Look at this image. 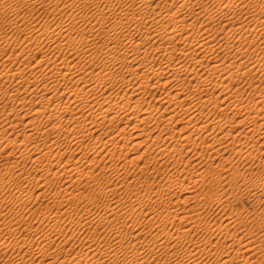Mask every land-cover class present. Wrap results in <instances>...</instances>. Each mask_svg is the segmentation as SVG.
Segmentation results:
<instances>
[{
  "label": "rangeland",
  "instance_id": "374dc122",
  "mask_svg": "<svg viewBox=\"0 0 264 264\" xmlns=\"http://www.w3.org/2000/svg\"><path fill=\"white\" fill-rule=\"evenodd\" d=\"M0 1L2 2L4 0H0ZM45 1H46L47 5H45L46 4ZM49 1H51V0H48V1L47 0H40V2H39V0L38 1L37 0H28V1H26V0H21V1L10 0V5L13 4V7H15V9L12 7L10 9V11L7 13H4L0 10V33L2 34V35L0 34V36H1L0 37V47H1V49H0V61L3 58L2 62L0 63V67L5 66L4 67L5 69L10 67V70L12 69L11 71L16 70V72H17V70L19 71V69H22V67H23L22 65H24V67L27 64L33 65V64H35L34 62H36L37 59L39 60V59H42L44 57H45V59H47V58H49V55L51 54L50 55L51 60H53L55 58H57L59 61L67 59L66 61H69L71 63L80 62V63H78L80 66L83 65V66L89 67L90 70H88L89 73L87 74V77H88L87 79L93 78L92 76L96 75V73L98 71L94 72V74H93L91 69L93 70L96 68V70L97 69L99 70V67L106 65L105 61L103 60L104 57L101 56L100 51L98 52L99 58L96 60L95 64H93L94 67H92L93 66L92 63L88 59L83 57L82 54H81V56H79V59H78V57H75L76 56L75 54H77V52H75L73 50H71L72 53L70 51L68 53L67 49H65V51L64 50H62V51L59 50V52L56 51L51 45H53L54 43H55L54 45H56V42L58 39L54 40V39L50 38L49 36H43L40 41H39V39H37L38 38V33H37L38 31H36L37 27H38V29H40L41 26L43 27V25H44V27L54 25L61 20H66V23H69V21H70L69 18L64 16L65 13H63V12L71 13V11H70L71 6L67 7V4L62 3L61 4L62 6H60V10L57 9L56 13H52L51 12L52 9L49 8V5H50ZM210 1H211V3H210ZM238 1L240 2L241 0H236L235 1L236 4H234L236 6L234 8H232V7L230 8L227 5H225L224 4L225 2L222 0L220 2H218V1L215 2V0H214V2H213V0H205V1H203V4H201L202 2H200V5L196 6V8L195 7L192 8L191 5L188 6L187 8H185L184 11L185 10H187V11L182 12V15L180 17L182 18V17L187 16L186 19L188 18L187 19L188 21L190 18H192V20L196 18L198 25L196 24V27L193 26L194 28L191 27L194 30H192L190 28L189 30L191 32L188 31V32H190L189 34L192 35V32H193L192 36H194V34H195L194 31H195L196 32L195 38H201L203 36V34H205V35L207 34L206 36H203L204 38L203 37L202 38L205 40H208L211 44L215 43L212 45H216L214 50L208 49V52H206V53H204L205 51H203V50L201 51V49L200 50L197 49V51L198 50L199 51L197 52L196 56H195V54H196L195 50H194L195 52H193V53L191 52L197 60H198V57L199 58L202 57L199 60H203L205 58L204 59L205 61L203 60L205 64L201 65L202 67L199 66L198 68H200L202 71H204V70H206L205 66L207 69H209L210 67H208V66L212 67L215 64L217 65V62H219L218 65H220L222 67V69L224 67L226 68V69H223V72H222V70L221 71L219 70L218 71L219 73L217 72L214 75V77L212 79L213 80L212 83H209L208 84L209 86L205 87V91L202 94L203 97L206 98V97L210 96V97L216 98L215 96L218 95L217 97H218V100L220 102H222L224 100L225 102L227 101V103H228V100H230L232 97H233L232 99H235L234 97H236V94H237V97H240V99L244 100V102L242 100L239 101L240 106L234 104V107H233V104H232L231 106L233 107V109L231 108V106H229V108H227V109L226 108L223 109L221 107L222 108V110H221V108H218V107L216 108L212 102H209L208 104H200L199 100L197 98L200 95V93L198 94L197 91H195L196 93L194 92V90L192 91L190 88V87H192L191 84L190 85L188 84L189 82L190 83H196L198 78L197 77L193 78L194 76L193 77L188 76V78L185 81H183V82L181 81L186 86L185 92H187L188 97H186L187 94L185 96V92H184L183 97H186V100L185 101H179L178 100L175 103V113L174 114H176V116L174 117V119H172L173 121L168 117V116H171L172 112L171 111L165 112V119H166L165 122L171 121V125L174 126V128L172 127L173 129L172 128L170 129L171 130L170 131L171 136L169 133V137H167V139H165V140L157 139V142H159L160 144H159V146L156 147L155 145L150 144V142L152 143V138L155 137L159 133V130H157V129L154 130L153 127L156 126L155 121H160L159 120L160 117L159 118L156 117V119L155 118L148 119V121L147 120L140 121L139 119L138 120L133 119L131 122H127L125 120H122L123 123H120L121 127H123L125 125V126H127V130L128 131L130 130L132 132H133V129H132L133 125L138 121L137 124L140 123V128H141V129L139 128L140 129L139 131L142 130V132H140V133H142L141 139L142 140H145L146 138H149V139H147L145 142H143V145H141L140 147L133 148V146L131 144V142L133 143L135 141V139H133V137H134V135H133V137L131 136L132 140H130V144H131L130 147L128 146L125 148L126 150H124L125 154L116 155V157L113 160L109 159V161H108V159H105V160L101 161V163L99 164V167H102L105 164L110 165L112 163H115L116 165H119V173L112 174L109 172L110 175L112 174V176H110L109 173L106 175L101 170V171L95 173V179H92L90 181V183L87 185H86V182H87L86 179L79 181L76 177L75 180H78L79 182L75 181L74 183L75 184L77 183L76 184L77 186H75L74 183L69 184V186L71 187V188L69 187L70 190L74 189L73 191H75L77 189L75 191L76 194H79V193L81 194V196H79L80 198L74 197L76 199L75 201L71 198H68L64 194H58V192L61 189L65 188L68 185V181H67L68 179L65 176H64V178L63 177L62 178L54 177L53 179H51L53 177V175L48 172L49 170H47L46 167H45L46 170L43 169L44 170L43 172L36 175L38 180H36V178H35L34 180H30L29 182H27V180L25 178L23 180L22 178L16 177V175H18V171H19L18 168L20 166L22 167L24 165L23 167H26V169L29 172H31L33 170L32 163L30 160H25L26 158L24 159L23 157H22V159L21 158L19 159L20 156L16 157V156L10 155V157L7 158L9 151L11 152L12 150L18 149L17 144L19 146V143L13 142L16 146L12 143L8 147L3 145L5 147V149H4L5 151L0 152V154H2V155H0V174H2L1 175L2 178H0V182H1L0 183V264H9V263L12 264L14 260H16L18 257L21 256V254H24L25 252L31 253L33 251V249H35L36 244H33L32 235L33 234L37 235L36 234L37 232L36 231L33 232L34 229L31 230L30 225L32 224V225L38 226L41 223L40 218L45 214H53L54 213L56 216L61 217V219L58 222H55V220H48V221L41 223V226H39V229L37 228L38 231L44 230L45 232L47 231L52 235L54 233L56 234V236H57L56 242L48 240L47 245L51 244L52 245L51 248L55 249L56 248L55 245L59 244L55 250H52L54 253L52 251H51V253H53L52 255L56 258L57 261H60L61 259L63 260L64 258L68 259V258L76 257L78 255V253H80L82 251V248L85 246L86 241H88L89 239H91L90 240V241H92L91 243H93L95 246L102 247V248L111 247V248L119 249L120 245L128 246L130 244L135 243L136 240L131 237L132 235L135 234V231L133 230L134 228H141L143 230L141 237L138 239L140 246H143V243L146 244L147 242H151V240L155 234H159V233H163V232H167V231L175 232L184 223H180L179 222L180 220L176 218L177 220L174 219L175 224H171L170 223L171 221L169 222L166 219V217L164 216V214L169 209H177V208L180 210L189 211V212H191V214H194V215L195 214L199 215V218L201 217V219H198V217L196 218L197 219L196 223L194 222L195 225L193 224L194 231H193L192 235L189 236L188 238L192 237L193 241L198 240L199 243L202 244V247L204 246L203 248H205V249H204V251H202L203 254H202V252H200L201 258L203 257L202 259L200 258V260H202V262L205 260L204 263H209V262L213 263L214 261L219 260L220 253L226 249H227L226 251H230L231 256L235 257L237 255L236 254L237 252L234 250L236 249L237 251H239L238 250L239 244H240V243H238L239 241H236L234 249L231 247L228 248L227 246H229L230 243L232 242L231 234H233V233L237 234L238 233V235L240 234L241 236L240 235L239 236L243 237V239H244V237H246L245 241L247 240L248 237H249L248 239H251V240L253 239V241H254L250 245L252 247V250L248 251L246 253V255L251 254V256L253 257V260H255L256 262H258L260 264H264V179H263L264 178V154H263L264 150H262V149H264V143L262 144L263 137L261 138V136L264 135L263 134L264 128L261 129L262 131H259V132H262L261 134L257 133L260 136V138L258 137L257 134L253 136L251 134V132H249V129H247L249 127L254 126L255 120H251V118L252 117L254 118V116H256L257 113L255 114V112H257L258 108L261 107V106H259L257 108L256 106H254L253 102H250V99H251L250 97L254 98L259 93L264 94V92H263L264 91V87H263L264 86V67H263L264 64H262L264 62V51H263L264 46H263V41H262V38L264 39V31H261V29H260V28H262V30H264V24L261 27L259 26V27L255 28L258 21L256 20L255 17L250 16V14L252 15L251 12L248 13V15H247L245 10H242L241 8L239 9V7L241 5L240 6L238 5V3H239ZM244 1H247V3L249 2V0H244ZM257 1L260 2L261 5H259V3H257ZM23 2L24 3L26 2V3L24 4ZM28 3L31 4V6ZM40 3H41V5H40ZM125 3H126V1H125ZM125 3H123L122 6H124ZM222 3L225 5L224 7L222 6ZM254 3L259 5L257 7L258 11H260V10L264 11L263 10V8H264L263 0H262V2H261V0H256V2L254 0ZM93 5L95 6L96 4L94 2H91V4H88V6L90 7L89 9L94 8ZM16 6L18 7L17 9H16ZM122 6H119L118 8H122ZM31 7H33V8H31ZM219 7H220V9H219ZM64 9H66L68 11H64ZM190 9H192V12L189 11L190 12L189 13L188 10H190ZM117 10H113L114 12H112V11L110 12V10H108L106 13L105 20H108L107 22H110V23L116 22L117 20L118 21H124V20H127V16H130V13L128 14L125 11L123 12V11H121V9H119V11H117ZM59 11H62V12H59ZM193 11H194V13H193ZM201 11L204 13H202ZM205 11L206 12L211 11L213 14V17H214V18L213 17L210 18L211 20L210 19L207 20L206 23H204L205 22L204 20L206 17ZM262 11H260V12H262ZM87 12H88V9L84 8L82 12H81V10L79 11V14L84 13V15H86ZM242 12H244V13H242ZM16 13H18V14H16ZM108 13H110V14H108ZM52 14L55 16H53ZM87 14H89V13H87ZM124 14L126 15L125 16L126 19L124 18ZM262 14H263L262 15L263 17L261 16V18H263V21H264V13H262ZM89 15H91V14H89ZM201 15L202 16L205 15V16H203L204 22L201 21V19L203 18V17H201ZM192 16H194V17H192ZM249 16L252 17V19L255 18L254 20H252V23L250 22L251 18ZM59 17H60V19H59ZM229 17H230V19H229ZM61 18H63V19H61ZM109 20H111V21H109ZM227 20H229V21H227ZM233 20H234V22H233ZM237 20H239V21H237ZM260 20H262V19H260ZM55 21H57V22L55 23ZM33 22L35 23L34 27L36 26V28H33V29L28 28L25 31V28L27 27L26 23H29V25L33 26ZM125 22H127V23L124 25L125 26L124 29L123 28L119 29L118 33L116 34L117 40L120 38H123L122 36H124L125 40L130 37V39H133L136 42H138L137 40L140 41L141 39L143 40V38H145V35H147V31L144 30V28H142L140 31L138 30V32H136L137 30L134 29L135 21H133L130 24L128 23L129 21H125ZM232 22H233V24H232ZM240 22H242V24ZM246 22H250V25L252 24V27L249 25V27L247 28L248 32L246 30H243L242 31L243 33H240V31L237 30V32L235 34H234V32L232 33V35L230 34V32L234 29L235 26L239 27L240 26L239 23L241 25H244ZM85 23H87V22H80L81 25L80 24H79L80 26L77 25L75 27V29L77 30V28H78V30H79V29H81L79 27L83 28ZM203 23L205 25V29H204ZM253 24H255V25H253ZM206 26H208L209 28ZM210 26H212V27H210ZM221 26H222L223 30H222ZM230 26H232V27L230 28ZM253 26H254V28H253ZM126 27H127V29H126ZM215 27H217V28H215ZM196 28H198V29H196ZM219 28H221V29H219ZM202 29H203V31H201ZM228 29H230V30L228 31ZM249 29H250V31H249ZM255 29H257V30H255ZM213 30H216V32ZM207 31L211 32V33H208ZM254 31H255V33L253 36L252 32H254ZM145 32H146V34H145ZM250 32H251V34H250ZM227 33H228V36L230 38L229 40H228V36L225 35ZM256 33L257 34L259 33V34L257 35ZM30 34H32V36ZM247 34H249V35L247 36ZM255 34L257 35L258 38L259 37L260 38L258 39ZM33 35L35 36V39H34ZM233 35H235V36H233ZM231 36H232V39H231ZM242 36H244V37H242ZM7 37L10 38L9 43L5 42ZM101 37L103 39V36H101ZM224 37L226 39H224ZM3 38H5V39H3ZM48 38H49V40H48ZM252 39H255V41H253L254 43L248 42L249 43V45H248L247 41H252ZM33 40L37 41V43ZM52 40H54V41H52ZM225 40H227L226 43H225ZM28 41L31 44L30 43L28 44ZM223 41H224V43H223ZM258 42H260V43H258ZM33 43H34V45H33ZM227 43H229L228 44L229 47H227ZM243 43H245V44L243 45ZM218 44H219V46H217ZM223 44H224V46H220ZM240 44H242V46H239ZM253 45L255 46V48L253 47ZM225 46L227 48H225ZM244 46H246V47L244 48ZM27 47H29V49H27ZM76 47L78 50L80 49L79 51L77 50L78 52H81L83 50V48H82L83 46L81 44L77 45ZM251 47L253 49H251ZM22 49H24L23 52H21ZM48 49H50V50H48ZM95 49H97V48H95ZM245 49H247V50H245ZM259 49H261V50H259ZM34 50L37 52H35ZM38 50L40 53L38 52ZM240 50H243V51H240ZM256 50H259L260 53L257 52ZM252 51H254V52H252ZM57 52H58V55H56ZM61 52H62V55H61ZM1 53H3V54H1ZM35 53H36V58L34 57ZM207 53H208V55H207ZM73 54H74V57L76 58V60L73 57ZM8 55H9V58H8ZM14 55H16L17 57H14ZM40 55H42V56H40ZM52 56L53 57L55 56V57L52 58ZM178 56L180 57L181 60L180 59L175 60L176 62L179 61V63H181V64L187 63V64H190V66H191V64H193L192 61L195 59V58L193 60L191 59V57H193L192 55H191V57L189 56L188 59H187V57H185V55L183 56V54L182 55L177 54V57ZM203 56H205V57H203ZM80 57L83 60L80 59ZM155 57L157 59H155ZM155 57H152V59H150L151 57L149 56L147 61L151 64H154V65L156 63L155 66H157V64L159 62H160L159 64H161V63L164 64L165 59H166L164 56L156 55ZM7 58H8V61H6ZM61 58H64V59H61ZM68 58L71 61L68 60ZM153 58L155 59V62H154ZM214 58H215V61H214ZM149 59L151 62L149 61ZM14 60L17 62H14ZM32 60H34V61H32ZM73 60H75V61H73ZM207 60H208V62H207ZM241 60H243V61L247 60L249 65H251L250 67H252L254 69L253 72H255V70H256V72H255L256 74L255 73L253 74V72H251L250 74L248 73V74H244V75L241 73H237V71H236L237 65H235V64H237ZM261 60H263V61H261ZM10 61L12 63L13 62L14 63L12 64ZM24 61H25V63H24ZM82 61L84 62V64H82L83 63ZM182 61H183V63H182ZM253 61H254V63H253ZM214 62H215V64H214ZM231 62H233V63L235 62V63L232 64ZM255 62H256V64H255ZM258 62L260 63L259 66L257 65V64H259ZM3 63H5V64H3ZM250 63H253V64H250ZM11 65H13V66H11ZM16 65L18 66V68ZM107 65H108V63H107ZM223 65H224V67H223ZM228 65H230V66H228ZM2 67L0 68V71L2 69H4ZM191 67H193V65ZM235 68H236V70H235ZM256 68H258L259 70ZM96 70H94V71H96ZM90 72H91V74H90ZM231 72L232 73L235 72L234 73L235 76L229 75V74H231ZM169 73L167 74V76L161 77L162 80H166V78H167L169 85H166L165 87H161L158 89H157V86H154L155 89L153 87H151V92L144 93L145 95L143 94L144 97L146 98V102L149 99H152V102L154 104H156L157 106H160V108L162 110L161 112H163V110L165 111V106L167 105V103L166 104L162 103V101H160L158 99H160L161 96H164L165 94H167V92L171 91L175 87V86L173 87L174 84L176 85L180 82V81L176 80L177 79L176 77L171 75V72H169ZM27 74H28V76L31 75L30 73H27ZM27 74H26V77L29 78L30 76L28 77ZM182 74H184V73H182ZM89 75H90V77H89ZM184 75H186V74H184ZM32 77H33V75H31L30 79ZM172 77H173V79L171 80ZM182 77H183V75L181 76V78ZM230 77H231V79H230ZM233 77H234V79H236V80H234V82H233ZM154 78L160 79V77H154ZM154 78L152 79V81L155 83L156 80ZM183 78H185V76ZM189 78H191V79H189ZM174 79L176 81H174ZM188 79H189V82H188ZM244 79H245V81H244ZM194 80H196V81H194ZM228 80H231L232 83H231V81H228ZM258 80H261V81H258ZM17 81L13 80V82H12L10 80V83L9 82H8V84L6 83L7 84L6 88L4 87V85H6V84H0V86L3 85V86H1L0 90L2 89L5 91L8 87V88H10V91L12 94V91H13L12 89L17 87L16 86ZM251 81L254 84H256V83L257 84L256 85L253 84L254 85L253 86L250 84V83H252ZM181 82H180V84H182ZM214 82H216V85ZM110 83H111V85H110ZM110 83L106 84L107 90H105V91H104V88H106V86H103V87H100L99 89H97V91H98L97 94L100 96L101 95L103 96V95H106L112 91H114V93L119 91V88L121 87L119 84L113 83L114 84V86H113L112 82H110ZM226 84H227V86L228 85H230V86L227 87ZM11 85H12V87H11ZM64 85H66V84H64ZM64 85H62L63 86L62 90H64V87H65ZM170 86H172V87H170ZM188 87L190 89H188ZM237 87H238V89H237ZM206 88H207V90H206ZM236 89L237 90L241 89L243 92L241 90L239 92ZM212 90H214L215 92ZM149 91H150V89H149ZM236 92H238L239 94ZM229 93H231V94H229ZM241 93L243 94L242 97L245 96L244 98H241ZM255 93L256 94L258 93V94L256 95ZM254 94H255V96H253ZM63 96L66 97L67 93H64ZM223 96H224V98L226 96L227 99H222ZM65 97H64V100L66 99ZM219 97H220V99H219ZM245 98L248 100L249 103L247 102V100ZM12 99H15V98L13 96L10 97L9 103L8 102H0V112L2 111L1 113H4V112L7 113L8 112L7 108H10L8 110H10V112H11L13 107H15L16 104H18L16 99L15 100H12ZM4 103H5V105H4ZM144 103H145V100H144ZM245 103L247 105L248 104L249 105L247 106ZM250 103H251V105H250ZM211 104H213V105H211ZM241 104H243V106ZM3 105L6 107V109H4L5 107ZM195 106H199V111L195 110V114H194L192 112V109H195ZM235 106H237V107H235ZM243 107L248 108V109L245 110V108H243ZM225 109H226V112H224ZM252 109L253 110L256 109V111L255 110L253 111ZM248 110H249V112H248ZM228 111H229L230 115L228 114ZM233 111L235 113H232ZM242 111H243V114H242ZM85 113H87V111L81 112L80 114H78L79 118L84 120V114ZM236 113H238L239 115ZM250 114H251V116H248ZM252 114L254 116H252ZM69 115H70V112L67 114V116H69ZM224 115H225V117H226V115L227 116H233L234 115V116H237V119L239 118V120H240V123L238 122L239 120L238 121L235 120L234 124H236V126H238V128L236 127L237 131L234 130V133L232 132V134L234 136L229 138V139L234 138L233 140H235V138H236L235 143H236L237 147H239L241 145L240 146L241 148L239 147V149L242 151L238 150L240 154L239 153L236 154L237 153L236 149L232 148L233 147L232 145L228 146L226 143L223 146L226 149L222 148V151L220 152V155H219V153H217V154H216V152L213 153L201 145H197V144L192 145V143H194L192 141V143L186 144L184 146V148H186V149L185 150L183 149L182 153H183L185 159L183 158L182 161H176L175 158H173L169 155L170 153L168 152V150L170 148L174 149L176 145L180 144V142H185L184 139L182 140V136H183V134H186V132L179 131L180 126H182V123H180L181 121H178V120L182 119V117L187 121L191 120L189 125L192 127L194 124H197V126H200L199 124H201V125L204 123L206 124L210 119H214V117L216 119H218V118L224 117ZM243 116L246 117V119L244 117L245 120L244 119L241 120V117L243 118ZM247 116L249 118H247ZM139 117H142V116L140 115ZM244 121L245 122L248 121V122L245 124ZM253 121H254V123H253ZM81 122H84V121H81ZM126 122H127V124H126ZM160 122L162 124L164 123L163 121H160ZM261 122L262 121L261 120L259 121V119H258L257 123L260 124ZM0 124L2 125V123H0ZM24 124L23 123L18 124V126H14L15 128L13 126H12L13 128L10 126V128H7L8 130H7L6 136H8L7 134H9V136H11L10 139H14V138L16 139L18 137L19 142H21L20 140H22L24 138L23 133L28 131L27 130L28 127L26 125L24 126ZM36 124H37L36 126L40 127L39 128L40 130L51 129V126H52V124H48L47 122L40 121V120H39V122L37 121ZM67 124H69V123L66 121V123H64V128L67 127ZM1 125H0V127H1ZM19 125H20V129H19ZM104 125H105V127H103ZM107 125H109L108 122H107ZM107 125L105 123V124L98 126L99 129L95 132V135H97L98 132H100V133L105 132L108 129ZM128 125H130V126L132 125V126L130 127ZM242 125H245V126H242ZM257 126L259 127V125H257ZM23 127H25V128H23ZM48 127H50V128H48ZM263 127H264V124H263ZM21 128L23 130H21ZM227 128H229V126L228 127L226 126V129ZM240 128L242 130H239ZM13 129H16V130H13ZM217 129H216V132H218ZM40 130L33 131L35 133V135L34 136L32 135L34 138L31 137L33 139V140L31 139V142H32V144H36V143L38 145L40 144L39 146L42 150H44L46 148L49 150H51V148H53V149L57 148L58 149V147L65 146L67 144L66 140H65L66 138H63L65 136L62 135L63 139L60 137L59 142L55 143L56 141H54V139H52V137H50V139H49V137H47L43 133L40 136ZM8 132H11V133H8ZM36 132L39 134H37ZM238 132H240V133H238ZM236 133H238V134H236ZM249 133H250V136H249ZM172 134H173V136H172ZM241 134H242V136H241ZM243 134H245V135L248 134L247 136H249V137L244 136ZM16 135H17V137H15ZM53 135H54V133H53ZM221 135L223 136V134H220V135L218 134L219 137ZM35 136H36V138H35ZM41 137H43V138H41ZM143 137H144V139H143ZM250 137H253V138L250 139ZM256 137H257V139H256ZM46 138H47V140H46ZM37 139L39 140V142ZM42 139H44V140H42ZM199 139L203 140V137L199 138ZM241 139L243 142L241 141ZM246 139L247 140L250 139L248 141L249 145L252 144V146H249L250 148L247 145ZM252 139L258 140L259 142H257V143H259V144L257 145V143H256L254 145V143L256 141H254ZM35 140H37V141H35ZM40 140H41V142H40ZM201 140H199V141H201ZM16 141H18V140H16ZM60 141L62 142V145H61ZM207 141L209 142V140H206V142L204 141L205 144L206 143L209 144ZM227 141L230 142L232 140H230V141L227 140ZM52 142H54V143H52ZM59 143H60V145H59ZM42 144H44V145H42ZM46 144H50V145H46ZM63 144H65V145H63ZM148 144H149V146H148ZM41 145L43 147H41ZM51 145H52V147H50ZM169 145H171L173 147H171ZM203 145H204V143H203ZM245 145H247V147ZM73 146L74 145H72V147L69 148V153H71V154L67 153L61 159H58V158L56 160L53 159L52 163H54V164H52V166L57 165L58 162L61 164H64V161L67 162L68 160H70L71 159L70 156H72V153L78 149V148H76L77 145H76V147L75 146L73 147ZM190 146L192 148L193 147L194 148L192 149ZM227 146H228V148H227ZM257 146L258 147L260 146L259 147L260 149ZM162 147L163 148L165 147L164 149L167 148L166 153L160 151V148H162ZM187 148H188V151H186ZM196 148H197V150L195 151ZM72 149H74V150H72ZM117 149L119 151V148H117ZM172 149H170V150H172ZM248 150H251V151L249 152ZM84 151H87V149L85 147H84ZM199 151H203L204 156L202 158L201 165L200 164L195 165L194 164V162L196 160L195 158H196V155L199 154ZM257 151H258V153H257ZM259 151H262V153ZM248 152L249 153L252 152V153L249 154ZM167 153H169V154H167ZM221 153L222 154L225 153V154L222 155ZM245 153H248L249 155H247ZM253 153H255V154H253ZM258 154H260V155H258ZM77 155L78 154H75L76 157L72 156L73 160L76 162H77V157H78ZM199 155H203V154L201 153ZM255 155H257V157ZM249 156H252L253 158L249 157ZM133 157H137V159L135 160L134 163L128 161L129 159H131ZM248 157H249V159H247ZM68 158H70V159H68ZM155 158L156 159L158 158L157 160L159 162L156 161ZM187 158L189 160L191 158H193L194 162L191 165L189 163L187 164V161H188V160H186ZM228 158L230 160H228ZM18 159H19L20 163H19ZM66 159H68V160H66ZM58 160H60V161H58ZM7 161H10V172L9 171L6 172L3 169L4 163ZM56 161H57V163H56ZM74 161H71V162L75 163ZM14 163L15 164L19 163L18 168H15V169L12 168V170L15 172L16 175L14 174L13 171H11V166ZM49 164L51 165V163H49ZM88 164H90V163L78 161L77 165L79 166L80 170H83V169L88 168V166H89ZM202 169L203 170L207 169V171L204 172V175L206 176V177H204L205 181L204 180L202 181L201 179L195 180V179H197L196 175H198ZM208 169L211 171H209ZM182 171H183V173H181ZM236 171H237V173H236ZM184 172L186 175H184ZM211 172H212V175H211ZM34 173L35 172L33 171L32 176L34 175ZM208 173L212 177H210V175ZM25 174H27V173H25ZM217 174L221 175L222 179H221V176L219 177ZM213 175H215L216 177L218 176L217 178H219V179H217V181H216V179H215L216 177L215 176L213 177ZM32 176H30V177L33 178ZM38 176L40 177V179ZM14 178H16V181ZM170 178L171 179L174 178V181L178 180L180 184H184L185 186L189 185L190 190L193 187L192 190L195 192L197 191L196 194L194 193L193 194L194 196L192 197V195H190L188 193H181L179 185H175L173 188L168 190L167 186H168V180ZM211 178L212 179L214 178L215 180L214 179L213 180L215 182ZM107 181H110L112 183V187L116 188L115 192H113V191L103 192L101 190V185L99 184V182L103 183V182H107ZM211 182L212 183L214 182L215 184L213 183L214 184L213 185ZM38 183L39 184L41 183V186H39ZM36 185H38V186H36ZM71 185L72 186L74 185V187H72ZM211 185H213V187L215 188L213 190V192L210 189ZM21 186L24 187L25 192L28 191V194H24L22 199L19 200L18 195H20V194L18 191H19V188ZM75 187H78V188H75ZM209 189L211 191H209ZM164 191L170 192V195L172 196V200L174 202L180 197H181V199L182 198L185 199L186 197L188 199L186 198L187 201L181 200V202L178 205H172L169 202L160 203L157 196H158V194H162ZM198 191L199 192L201 191V193L199 195L197 194V193H199ZM202 191L203 192L205 191L208 193L204 192L205 195H203ZM30 192L32 194L33 193H35V194H33L31 196ZM75 192H74V194H75ZM209 193L211 195H209ZM140 197L142 199H141V202L139 203ZM4 198H6V199L4 200ZM118 198H119V201H118ZM113 199H115V201H117V202L122 203L123 206H127L129 209L127 210V212H125L123 210H120L118 212H111L110 211L105 217H102V214L105 213L107 210L109 202H111V200L113 201ZM2 201H3V203H2ZM220 205L225 206V208L223 206H220ZM89 210H91L89 213V217L92 218L93 224H90L86 228V232L82 233L81 231L83 230V227L77 222L78 214H82V212L87 213V211H89ZM50 211L52 213H50ZM238 211H240V212L238 213ZM16 213L18 215H22L23 217L18 216ZM235 213H238V215ZM239 215H240V217H238ZM235 216H237L238 218L236 219ZM229 217H231V218H229ZM17 218L18 219L21 218L20 219L21 222L18 221ZM227 218H229L230 220ZM232 218H233V220H232ZM235 219L238 221H236ZM226 220H228L230 222L232 221L231 222L232 224L230 223L231 225L230 224L226 225L227 227L223 226L224 230H221L220 228H222V227L220 225H218V223L224 224V223H226ZM16 225H18L19 227ZM32 225H31V227H32ZM229 225L231 227H229ZM35 226H33L32 228H34ZM217 228H219V230ZM214 230L217 231V233ZM245 234L247 236H245ZM248 234H249V236H248ZM71 235L74 236V239H71L68 243L63 244L65 236H71ZM76 235H77V237H76ZM85 236L88 238H85ZM23 238H26L27 242L24 243L23 248L19 250L18 245L20 243L21 244L23 243V242H21V240ZM188 238L183 239V240H180L179 238L174 239L175 244L178 246L177 248H180L179 254L181 253V256H182V254L185 255V250H187L185 248L193 247L192 245L190 246L189 243H186V240ZM207 239H211V241H212L211 242V245H212L211 248L209 246L210 244H208L210 242H208ZM165 244L167 246H171L173 244V241H171V242L167 241V242H165ZM205 251L210 252V254H207L208 252L205 254ZM37 252H40V250ZM141 252H142V254H145L146 256H148L152 253L148 246L142 247ZM233 252H235V253H233ZM47 253L48 252H46V253L43 252V255L41 253H38V254H40L41 257H45V258L41 259V257L38 256L39 258L37 260L41 259L38 261L39 264L40 263L45 264V263L49 262V260H50L49 255L50 254L47 256L46 255ZM100 253L106 254L107 256H109L112 264H115V262H117V261L119 263H121L124 256H125V254H123L121 251H119L117 254H114V252H112L111 254H108L105 252H100ZM153 256L156 257V255H153ZM159 257H162V255H159L155 259V261L149 260V261H146L142 264H156V261L160 260ZM58 259H60V260H58ZM162 260L160 261L161 263H163ZM208 260H209V262H208Z\"/></svg>",
  "mask_w": 264,
  "mask_h": 264
},
{
  "label": "bare ground",
  "instance_id": "6f19581e",
  "mask_svg": "<svg viewBox=\"0 0 264 264\" xmlns=\"http://www.w3.org/2000/svg\"><path fill=\"white\" fill-rule=\"evenodd\" d=\"M19 1H21V0H19ZM26 1H28V0H26ZM125 1H126V3H125ZM203 1H205V0H51V1H49L50 2L49 3L50 4L49 8L52 9L51 10L52 13H56L57 9L60 10V6H62L61 5L62 3L67 4V7L71 6V10H70L71 13L63 12V13H65L64 16L69 18L70 21H69V23H66V20H61L59 22L55 21V23L56 22L57 23L54 24V25H50V26H46V27H44V25H43V27L41 26L40 29H38V27H37L36 31H38L37 32L38 33V38L37 37L36 38L39 39V41L42 39L43 36H49L50 38H52L54 40L58 39L57 42H56V45H54L55 43L53 44L54 46L51 45L56 51H58V52H59V50H61V51L64 50L65 51V49H67L68 53H69V51L71 52V50H73V51L77 52V54H75L76 55L75 57H78V59H79V56H81V54H82L83 57H85L86 59H88L92 63V65L95 64L96 60L99 58L98 52L100 51L101 56L104 57L103 60L105 61L106 65H103V66L101 65L103 68L98 66L99 70L98 69L96 70V68L93 69V70L91 69L93 74H94V72H97V71L98 72L96 73V75L92 76L93 78H90V79H87L88 78L87 74L89 73L88 70H90V69H89V67H86V66L82 65V64H84L83 61H82L83 63L81 62L82 66H80L78 64L80 62L71 63L69 61H66L67 59L59 61L57 58H55V59L51 60L50 59V55L51 54L49 55V58H47V59H45V57L42 58V59H39V60L37 59L38 60V61L36 60L37 63L34 62L35 64H33V65H28L27 64V65H25V67H24V65H22L23 66V67L21 66L22 69H19V71L17 70V72H16V70L15 71H11L12 69L10 70V67L5 69L4 68L5 66L4 67L1 66L4 69H2L0 71V84H6V83L8 84V82L10 83V80L12 82H13V80L14 81L18 80V81H17V85H16L17 87L12 89L13 90L12 94H11L10 88H8V87H7V89L5 91L2 90V89L0 90V102H8L9 103L10 102V97L13 96L17 100L18 104H16V106L13 107L11 112H10V110H8L10 108H7V111H8L7 113H5L4 111H3L4 113H1L2 111L0 112V123H2V125L0 124L1 125V127H0V152H4L5 151L4 150L5 147L3 145L8 147L9 145H11V143L12 144L19 143V146L17 144V148L18 149L16 148L17 150H12L11 152L9 151V153L7 155V158L10 157V155H13V156H16V157L20 156L19 159L20 158L22 159V157L24 159L26 158L25 160H30L31 161L32 168H33V170L31 172H29L26 169V167H23L24 165L22 167L20 166L18 168L19 163H20V161L18 159L19 163H16V164L14 163L11 166V171H13L12 168L13 169H15V168L19 169V171L17 170L18 171V175H16L15 172L13 171L14 174L16 175V177L22 178L23 180L25 178L27 180V182H29L30 180H34L35 178H36V180H38L36 175L41 173V172H43L44 171L43 169H45V167H46L47 170H49L48 172L53 175V177L51 179H53L54 177H56V178H58V177L62 178L63 177L64 178V176L68 179L67 180L68 181V185L65 188L61 189L58 192V194H64L68 198H71V199H73L75 201L76 200L75 198L76 197L78 198L79 196H81V194L80 193L76 194L75 191L77 189L75 191H73L74 189L70 190L71 187L69 186V184H73L75 181H78V180L82 181L83 179H86V181H87L86 185H87V184L90 183V181L92 179H95V173L99 172L101 170L106 175L109 172L112 173V174L119 173V165H116L115 163H112L110 165H106L105 164L102 167H99V164L101 163V161H103L105 159H108V161H109V159L113 160L116 157V155L125 154L124 153V150H126L125 148L128 147V146L130 147L131 144H132L133 148H138L141 145H143V142H145L147 139H149V138H146V137H145L146 138L145 140L141 139V134L142 133H140V132H142V130L139 131L141 128H140V123L137 124L138 121L133 125V128H132L133 132H132L130 130L128 131L127 130V126H125V125L123 127H121L120 123H123L122 120H125L127 122H131L133 119H137V120L139 119L140 121H144V120L148 121V119H153V118L156 119V117H158V118L160 117L159 120L163 121L164 123L162 124L160 121H155L156 122V126L153 127V128H154V130L155 129L159 130V133L155 137L152 138V143L150 142V144L155 145L156 147L159 146V144H160L159 142H157V139L165 140V139H167V137H169V133H170V136H171V132H170L171 130L170 129L172 127L174 128V126L171 125V121L165 122L166 121L165 112L166 111H171L172 112L171 116H168L171 120L174 119V117L176 116V114H174L175 113V103L178 100L179 101H185L186 97H188L187 92H185L186 86H185L184 83H182L183 81H185L188 78V76L189 77L190 76H192V77L194 76L193 78H196V77L198 78V80L196 79L197 80L196 83H190L189 79H191V78H189L188 79V82H189L188 84L189 85L191 84L192 87H190V88H191L192 91L194 90V92L197 91L198 94L200 93V95L197 97L200 104H208L209 102H212L216 108L217 107L218 108L222 107L223 109L224 108H226V109L229 108V106H231L232 104H233V107H234V104L240 106V102L239 101L242 100L244 102V100L240 99V97H237V94H236L237 98L234 97L235 99H232L233 97L231 96L232 98L230 100H228V103H227V101L225 102L224 100L222 102H220L218 100V97H217L218 95L215 96L217 99L213 98V97H210V96L204 98L203 95H202L203 92L205 91V87H208L209 86L208 84L212 83V81H213L212 79H213L214 75L219 70L220 71L222 70V72H223V69H226L224 67V65H223L224 68L222 69V67L220 65H218L219 62H217V65L214 62L215 65L212 64L213 65L212 67L208 66L207 65L208 63H207L206 65L208 67H210V68L207 69L206 66H205L206 70L202 71L198 67L203 65V64H205L204 63V61H205L204 59L205 58L203 59L204 61L203 60H199L202 57H200V58L198 57V60H197L192 54L193 52L196 51V54H195V56H196L197 52L200 49H201V51L203 50V51H205L204 53H206V52H208V49L214 50L215 46H216V45H212V44H215V43L211 44L208 40L203 39L204 38L203 36H206L207 34L206 35L203 34V36H202L203 38L202 37L201 38H195V35H196L195 31H194V33H195L194 36H192L193 32H192V35L189 34L191 32L189 29L191 27H193V26L196 27V24H197L196 18L193 19V20H192V18H190L191 20L189 19V21H188L187 20L188 18L186 19V17H187L186 15H185L186 17H182V18L180 17L182 15V12L187 11V10L184 11L185 8H187L190 5L192 6V8L193 7L196 8V6L200 5V2H202L201 4H203ZM217 1L220 2L221 0H217ZM217 1L215 0V2H217ZM222 1H224L225 2L224 4L227 5L230 8L231 7L234 8L236 6V5H234V4H236L235 3L236 0H222ZM39 2H40V0H39ZM91 2H94L96 5L95 6L93 5L94 8L89 9L90 7L88 6V4H91ZM213 2H214V0H213ZM255 2H256V0H255ZM261 2H262V0H261ZM45 3H46V1H45ZM123 3H125L124 6H122ZM210 3H211V1H210ZM257 3H259V5H261L260 2L257 1ZM263 3H264V0H263ZM224 4L222 3L223 7L225 6ZM11 5H10V0H8V1L4 0L2 2L0 1V10L2 12H4V13H7L13 7V4H11ZM29 5L31 6V4H29ZM40 5H41V3H40ZM45 5H47V3ZM238 5L239 6L241 5L239 7V9L241 8L242 10H245L247 15H248V13L251 12L252 15L250 14V16L256 18V20L258 22H257L255 28L259 27V26L261 27L264 24L263 18H261V16L263 15L262 13H264V11H262V10H260L262 12L258 11L257 7L259 5L254 3V0H251V1L249 0L248 3H247V1L241 0L238 3ZM119 6H122V8H118ZM13 8L15 9V7H13ZM17 8L18 7L16 6V9ZM31 8H33V7H31ZM84 8L88 9L87 13H89L91 15H89L87 13H86V15H84V13H82V14L80 13L81 14L80 15L79 11L81 10V12H82ZM119 9H121V11H123V12L125 11L128 14L130 13V16H127V20H124V21H118L117 20L116 22H111V23L107 22L108 20H105L106 13H107L108 10H110V12L111 11L114 12L113 10L119 11ZM219 9H220V7H219ZM263 10H264V8H263ZM64 11H68V10L64 9ZM189 11L192 12V9L188 10V12ZM59 12H62V11H59ZM193 13H194V11H193ZM202 13H204V12H202ZM242 13H244V12H242ZM16 14H18V13H16ZM108 14H110V13H108ZM125 14H124V18L126 16ZM205 15H206V17H205V20H204L203 16H205ZM205 15H203V16L201 15V17H203V18L202 19L200 18L201 21H203V20L205 21V22L203 21L204 23H206L207 20H209L210 18L213 17V14H212L211 11L210 12H206ZM53 16H55V15H53ZM192 17H194V16H192ZM252 17H250L251 21L249 20L251 23H252V20L255 19V18L252 19ZM59 19H60V17H59ZM61 19H63V18H61ZM229 19H230V17H229ZM260 19H262V20H260ZM239 20H237V21H239ZM109 21H111V20H109ZM125 21H129L128 22L129 24L132 23L133 21H135L134 29L137 30V31L135 30L136 32H138V30L140 31L142 28H144V30L147 31V35H145V38H143V40L141 39L142 41L141 40L140 41L137 40L138 42H136L135 40L130 39V37L125 40L124 36H122L123 38H120V39L117 40L116 39L117 38L116 34L118 33L119 29H122V28L124 29V27H125L124 25L127 23ZM227 21H229V20H227ZM80 22H87V23L84 24L83 28L79 27L81 29L78 30V28H77V30H76L75 27L77 25H79ZM233 22H234V20H233ZM233 22H232V24H233ZM250 22H246L244 25H241L242 22H240L241 24L239 23V25H240L239 27H236V26L234 27L233 26L234 29L230 32V34L232 35L233 32L235 34L237 32V30H239L240 33H243L242 32L243 30L247 31L248 30L247 28L249 27ZM29 23H26L27 27L25 28V31L28 28H32V29L36 28V26L34 27V24H35L34 22H33V26L29 25ZM204 23H203V26H204V29H205ZM253 25H255V24H253ZM250 26L252 27V24ZM206 27H208V26H206ZM210 27H212V26H210ZM231 27L232 26H230V28ZM215 28H217V27H215ZM221 28H222V26H221ZM221 28H219V29H221ZM253 28H254V26H253ZM126 29H127V27H126ZM196 29H198V28H196ZM260 29H261V31H264V30H262V28H260ZM192 30H194V29H192ZM216 30H213V31L216 32ZM222 30H223V28H222ZM229 30L230 29H228V31ZM255 30H257V29H255ZM188 31H190V32H188ZM201 31H203V29ZM249 31H250V29H249ZM208 33H211V32H208ZM252 33H253V36H254L255 31L252 32ZM145 34H146V32H145ZM250 34H251V32H250ZM30 35L32 36V34H30ZM225 35L228 36V33L225 34ZM248 35L249 34H247V36ZM257 35H256V37H257ZM101 36H103V39H102ZM233 36H235V35H233ZM244 36H242V37H244ZM3 39H5V38H3ZM34 39H35V36H34ZM224 39H226V38L224 37ZM229 39L230 38L228 36V40ZM231 39H232V36H231ZM48 40H49V38H48ZM54 40H52V41H54ZM29 41H28V44L30 43ZM33 41H35V40H33ZM226 41L227 40H225V43H226ZM253 41H255V39H252V41H247V43L248 42L251 43ZM262 41H263V46H264V39L263 38H262ZM5 42L9 43L10 42V38L7 37ZM35 42L37 43V41H35ZM223 43H224V41H223ZM245 43H243V45ZM258 43H260V42H258ZM80 44L83 46L82 47L83 50L81 52H78L80 49L78 50L76 46L80 45ZM228 44L229 43H227V47H229ZM33 45H34V43H33ZM248 45H249V43H248ZM217 46H219V44ZM220 46H224V44L220 45ZM239 46H242V44H240ZM227 47L225 46V48H227ZM245 47L246 46H244V48ZM253 47L255 48L254 45H253ZM95 48H97V49H95ZM0 49H1V47H0ZM24 49H22L21 52H23ZM27 49H29V47H27ZM197 49H199V50L197 51ZM251 49H253V48L251 47ZM48 50H50V49H48ZM243 50H240V51H243ZM245 50H247V49H245ZM259 50H261V49H259ZM259 50H256V51L259 52ZM35 52H37V51H35ZM38 52H39V50H38ZM58 52H57L56 55H58ZM252 52H254V51H252ZM1 54H3V53H1ZM177 54H181V55L183 54V56L185 55V57H187V59L189 58V56L191 57V55H192L193 57H191V59L192 60L194 58L196 59V60L194 59L192 61L193 64H191V66L193 65V67H191L190 64H187V63L186 64H181V63H179V61L176 62L175 60L180 59V57H179L180 55L178 56L179 57L178 58ZM61 55H62V52H61ZM156 55L164 56L166 58L165 59L166 63L164 62V64L163 63L159 64L160 63L159 62L158 63L159 65L157 64V66H155L156 63L154 65V64H151V63H149L147 61L149 56L151 57L150 59H152V57H155ZM207 55H208V53H207ZM40 56H42V55H40ZM14 57H17V56L14 55ZM34 57L36 58V53H35ZM54 57L52 56V58H54ZM73 57H74V54H73ZM203 57H205V56H203ZM8 58H9V55H8ZM8 58H7L6 61H8ZM64 58H61V59H64ZM80 59H82V58L80 57ZM150 59H149V61H150ZM155 59H157V58L155 57ZM155 59L153 58L154 62H155ZM2 60H3V58H2ZM2 60L0 61V63L2 62ZM15 60H14V62H17ZM68 60H70V59L68 58ZM75 60H76V58H75ZM75 60H73V61H75ZM25 61H24V63H25ZM32 61H34V60H32ZM214 61H215V58H214ZM261 61H263V60H261ZM207 62H208V60H207ZM256 62H255V64H256ZM107 63H108V65H107ZM182 63H183V61H182ZM231 63L234 64L235 62L234 63L231 62ZM253 63H254V61H253ZM253 63H250V64H253ZM3 64H5V63H3ZM262 64H264V62ZM235 65H237V67H236L237 70L235 68L237 73H241L243 75L244 74H248V73L250 74L251 72L254 71V69L252 67H250L251 65H249L247 60L246 61L241 60ZM257 65L259 66L260 63L257 64ZM11 66H13V65H11ZM228 66H230V65H228ZM92 67H94V65ZM17 68H18V66H17ZM256 69H258V68H256ZM94 70H96V71H94ZM169 72H171L172 76L177 78L176 80H178L180 82L182 81L181 82L182 84H180V82L178 84H176V85L174 84L173 87L174 86L175 87L173 89L171 88L172 89L171 91L167 92V94H165L164 96H161L160 99H158V100L162 101V103H165V104L167 103V105L165 106V111L163 110V112H161L162 110H161L160 106H157L156 104H154L152 102V99H149L146 102V98L144 97V95H145L144 93L151 92V87L154 88V86H157V89H158V88H161V87H165L166 85H169L167 78H166V80H162V78H161V77L167 76V74ZM255 72H256V70H255ZM255 72H253V74ZM27 73H30L31 75H33V77L30 79L31 75H29L30 76L29 77ZM182 73L186 74L187 76L182 74ZM234 73L231 72V74H229V75L235 76ZM26 74H27V76L29 78L26 77ZM90 74H91V72H90ZM182 75H183V77L185 76V78H183V77L181 78ZM89 77H90V75H89ZM154 77H160V79L157 78L158 79L157 80ZM153 78L156 80L155 83L152 81ZM172 79H173V77L171 78V80ZM230 79H231V77H230ZM176 80L174 79V81H176ZM196 80H194V81H196ZM234 80H236V79H234V77H233V82H234ZM228 81H231V80H228ZM244 81H245V79H244ZM258 81H261V80H258ZM110 82H112V84L113 83L119 84L121 86L120 87L121 89L119 88V91H117L115 93H114V91H112V92H110V93H108L106 95H103V96L102 95L101 96L98 95L97 94V92H98L97 89H99L100 87L106 86V88H104V91L107 90V85L106 84L107 83L109 84ZM214 83L216 85V82H214ZM231 83H232V81H231ZM7 84L4 85L5 88H6ZM64 84H66V85H64ZM250 84L253 85L254 83L252 82ZM256 84H254V85H256ZM62 85L65 86L64 90H62V88H63ZM110 85H111V83H110ZM1 86H3V85H1ZM1 86H0V88H1ZM113 86H114V84H113ZM226 86H227V84H226ZM229 86L230 85H228L227 87H229ZM11 87H12V85H11ZM170 87H172V86H170ZM190 88L188 87V89H190ZM149 89H150V91H149ZM237 89H238V87H237ZM206 90H207V88H206ZM240 90H237V91L240 92ZM212 91H214V90H212ZM184 92H185V96L187 94L186 97H183L184 96L183 95ZM64 93H67L66 97L63 96ZM236 93H238V92H236ZM229 94H231V93H229ZM255 94L253 96H255ZM242 95L243 94L241 93V98H244L245 96L242 97ZM64 97L66 98L65 100H64ZM250 98H251L250 102H253L254 106H256L257 108L259 106H261V107L258 108L257 112H255V114L257 113L256 116H254L252 114V116H254V118L252 117L251 120H255L254 126L252 125L253 127L247 128V129H249V132H251V134L254 136L257 133L261 134L262 132H259V131H262L261 129L264 128L263 127V124H264V107H263L264 106V94L259 93L254 98H252V97H250ZM15 99H12V100H15ZM219 99H220V97H219ZM222 99H227V97L225 96V98H224V96H223ZM144 100H145V103H144ZM247 102H248V100H247ZM213 104H211V105H213ZM243 104H241V105L243 106ZM4 105H5V103H4ZM250 105H251V103H250ZM171 106L172 107L174 106V107L172 108ZM233 107L231 106L232 109H233ZM235 107H237V106H235ZM222 108H221V110H222ZM243 108H245V107H243ZM4 109H6V107ZM226 109H225L224 112H226ZM247 109L248 108H245V110H247ZM195 110L199 111V106H195V109H192V112L194 114H195ZM254 110L256 111V109H254ZM85 111H87V113L84 114V120H82V119L79 118L78 114H80L81 112H85ZM69 112H70V115L67 116V114ZM248 112H249V110H248ZM232 113H235V112L233 111ZM238 113H236V114H238ZM228 114H229V111H228ZM242 114H243V111H242ZM140 115L142 117H139ZM248 116H251V114L248 115ZM248 116H247V118H249ZM244 117L245 116H243V118L241 117V120L244 119ZM245 119H246V117H245ZM258 119H259V121L260 120L262 121L260 124L257 123ZM39 120L40 121H45L48 124H52L51 129H47V130L46 129L45 130L42 129V130H40L39 129L40 127L36 126L37 125L36 123H37V121L39 122ZM184 120L185 119L182 117V119H180L178 121H181L180 123H182V126H180V130L179 131L186 132V134H183V136H182V140L184 139L185 142H180V144H178V145L175 144L176 146H175L174 149L170 148L172 150H170V149L168 150V152L170 154L167 153L171 157L175 158L176 161H182V159L184 158L182 150L183 149L185 150L186 148H184V146L186 144L192 143V141L194 142V143H192V145L193 144L201 145V146L205 147L207 150H210L213 153L214 152H216V154L219 153V155H220V152L222 151V148H224L223 146H224L225 143L228 146L232 145L233 146L232 148H235L236 151H237L236 154H238L239 151H242V150L239 149V147L241 145L239 147H237V145L235 143L236 138H235V140H233L234 138L233 139H229L230 137L234 136L232 134V132L234 133V130H236V127L238 128V126H236V124H234L235 120H237V121L239 120V118L237 119V116H234V115L233 116H227L226 115V117H225V115H224V117H221V118H218V119H216L214 117V119H210L206 124L205 123L202 124V125L199 124L200 126H197V124H194L192 127L189 125L191 120H188V121L187 120L184 121ZM66 121L69 124H67V127L64 128V123H66ZM81 121H84V122H81ZM107 122H108L109 125H107ZM127 122H126V124H127ZM238 122L240 123V120ZM247 122H245V124ZM22 123L23 124L25 123L24 126L26 125L28 127V129H27L28 131L23 133L24 138L23 139L21 138L22 139V140H20L21 142H19V138L17 137V135L15 136V137H17L16 139L15 138L14 139H10L11 136H9V134H7L8 136H6V133H7V130H8L7 128H10V126L11 127L12 126L13 127L14 126H18V124H22ZM105 123L108 126V129L105 132H103V133L98 132V134L95 135V132L99 129L98 126H100L102 124H105ZM253 123H254V121H253ZM257 125H259L260 128ZM128 126H130V125H128ZM226 126L227 127L229 126V128L226 129ZM242 126H245V125H242ZM103 127H105V125ZM23 128H25V127H23ZM48 128H50V127H48ZM241 128L239 130H242ZM19 129H20V125H19ZM216 129L218 130V132H216ZM13 130H16V129H13ZM21 130H23V129L21 128ZM38 130H40V136L43 133L47 137H49V139H50V137H52V139H54V141H56L55 143L59 142L60 137L62 138V135H63V136H65L63 138H66L65 140H66L67 144L66 145L63 144L65 146L58 147V149L57 148L56 149L51 148V150H49V149L46 148V149L42 150L40 148V146H39L40 144L39 145L37 143L36 144H32V142H31V139H32L31 137H33L35 135V133L33 131H38ZM8 133H11V132H8ZM53 133H54V135H53ZM238 133H240V132H238ZM238 133H236V134H238ZM37 134H39V133H37ZM218 134L219 135L223 134V136L221 135L222 137L221 136L219 137ZM133 135H134V137H133ZM243 135L247 136L248 134L247 135L243 134ZM131 136L133 137V139H135V141L133 143L131 142V144H130V140H132ZM172 136H173V134H172ZM241 136H242V134H241ZM249 136H250V133H249ZM249 136H247V137H249ZM202 137H203V140L199 139V138H202ZM258 137L260 138L259 135H258ZM262 137H263V139H262L263 142L262 141L261 142L263 144L264 143V135H262L261 138ZM35 138H36V136H35ZM41 138H43V137H41ZM251 138H253V137H250V139ZM44 139H42V140H44ZM143 139H144V137H143ZM198 139L201 140V141H199ZM250 139H248V140L246 139L248 147L252 146V144H250V145L248 144V141ZM256 139H257V137H256ZM256 139L255 140L252 139V140L256 141L254 143V145L257 142H259ZM16 140H18V141H16ZM37 140H35V141H37ZM46 140H47V138H46ZM206 140H209V142L207 141L209 144H207V143L205 144ZM227 140H229V141L232 140V141L228 142ZM241 141H242V139H241ZM38 142H39V140H38ZM40 142H41V140H40ZM52 143H54V142H52ZM203 143H204V145H203ZM258 144L259 143H257V145ZM42 145H44V144H42ZM42 145H41V147H43ZM46 145H50V144H46ZM59 145H60V143H59ZM61 145H62V142H61ZM72 145H74L75 147L77 145L76 148H78L77 150H75L76 152L74 151L72 153L73 157L75 156V154H78L77 155L78 156L77 157V162L73 160L72 156H70V158L72 160L70 158H68L70 160L66 159L68 161L67 162L64 161V164H61V163L58 162L57 165H53L52 166V164H54V163H52L53 162L52 160L53 159L56 160L57 158L58 159L63 158L67 153H69V148L72 147ZM247 145H245V146L247 147ZM148 146H149V144H148ZM169 146H171V145H169ZM228 146H227V148H228ZM50 147H52V145ZM84 147L87 149V151H84ZM171 147H173V146H171ZM117 148H119V151H118ZM164 148L163 147L160 148V151L166 153L167 148L166 149H164ZM224 149H226V148H224ZM72 150H74V149H72ZM196 150H197V148L195 149V151ZM262 150H264V149H262ZM186 151H188V148H187ZM248 151L250 152L251 150H248ZM259 152L262 153V151H259ZM201 153L203 155H199ZM248 153H245V154L249 155L252 152L249 153V154ZM257 153H258V151H257ZM69 154H71V153H69ZM199 154L196 155L195 162H194L193 158H191L192 160L191 159L189 160L187 158L186 159V160H188L187 164L189 163L191 165L194 162L195 165L196 164H200L201 165L202 158L204 156V152L203 151H199ZM224 154H222V155H224ZM253 154H255V153H253ZM260 154H258V155H260ZM0 155H2V154H0ZM255 156L257 157V155H255ZM249 157H252V156H249ZM249 157L247 159H249ZM136 159H137V157H133V158L129 159L128 161L134 163ZM157 159L155 158L156 161H158ZM228 160H230V159L228 158ZM58 161H60V160H58ZM71 161H74L75 163H72ZM78 161L88 162L90 164H88L89 165L88 168L80 170L79 166L77 165ZM48 162L51 163V165ZM56 163H57V161H56ZM3 169L6 172L7 171L10 172V161H7V162L4 163ZM33 171L35 173L32 176V172ZM205 171H207V169L206 170L202 169L201 172H199V174L196 175L197 179H195V180L201 179L203 181L204 177H206L204 175ZM209 171H211V170H209ZM25 173H27V174H25ZM110 173H109V175H110ZM181 173H183V171ZM236 173H237V171H236ZM112 174L110 176H112ZM1 175L2 174H0V178H2ZM184 175H186L185 172H184ZM211 175H212V172H211ZM211 175H210V177H212ZM30 176H32L33 178H31ZM214 176L215 175H213V177ZM218 176L220 177L221 175H218ZM76 177H77L78 180H75ZM217 177L215 178L216 181H217V179H219ZM14 179L16 181V178H14ZM39 179H40V177H39ZM221 179H222V176H221ZM41 183L40 184L38 183L39 186H41ZM76 184H75V186H77ZM99 184L101 185V190L103 192H107V191L108 192L109 191L110 192L111 191L115 192L116 191L115 190L116 188L112 187V183L110 181L103 182V183L99 182ZM175 185H179L181 193H188V194L192 195V197L194 196L193 194L194 193L196 194V192H197V191L195 192V191L192 190L193 187L190 190V186L189 185L185 186L184 184H180L178 180L174 181V178L173 179L170 178L168 180V186H167L168 190L173 188ZM213 185H211V188H210L212 190V192L215 189L213 187ZM36 186H38V185H36ZM72 187H74V185ZM75 188H78V187H75ZM210 189H209V191H211ZM18 192L20 194V195H18L19 200L22 199L24 194H28V191L25 192V189L22 186L19 188ZM74 192H75V194H74ZM204 192L202 191L203 195H205ZM200 193H201V191L199 193H197V194L199 195ZM205 193H208V192H205ZM210 193H209V195L212 194V193L211 194ZM33 194H35V193H33ZM33 194L30 192L31 196ZM157 198L159 199L160 203L169 202L172 205H178L181 202V200H186L187 201V199H188L187 197H186L187 199L186 198L185 199H183V198L181 199V197H180L174 202L172 200V196L170 195L169 191H164L162 194H158ZM5 199L6 198H4V200ZM141 199L142 198L140 197L139 203L141 202ZM118 201H119V198H118ZM2 203H3V201H2ZM220 206H223V205H220ZM223 207L225 208V206H223ZM128 209L129 208L127 206H123L122 203L117 202V201H115V199H113V201L111 200V202H109L107 210H106L105 213L102 214V217H105L110 211L111 212H118L120 210H123V211L127 212ZM51 211H50V213H52ZM90 211L91 210L87 211V213L82 212V214H78L79 212L77 213L78 214L77 222L83 227V230L81 231L82 233L86 232V228L90 224H93L92 218L89 217ZM239 212L240 211H238V213ZM238 213H235V214L238 215ZM53 214H45V215H43L40 218L41 223H43L45 221H48V220H55V222H58L61 219L60 216H56L55 214L54 215ZM18 216L23 217L22 215H18ZM164 216L166 217V219L169 222L171 221L170 222L171 224H175L174 219L175 220L179 219L180 220L179 222L180 223H184V224L182 226H180L179 229H177V231H175V232L167 231V232L155 234L153 236L151 242H147L146 244H144L142 242L143 246H140L139 242H138V239L141 237V235L143 233V230L141 228H134L133 229L135 231V234L132 235L131 237L136 240L135 243L130 244L128 246L120 245L119 249L111 248V247H105V248L98 247V246H95L93 243H91L92 241H90L91 239H89L88 241H86L85 246L82 248V251L80 253H78V255L76 257L68 258V259L64 258L63 260L62 259L61 260L58 259L60 261H57L56 258L52 255L54 253L52 250H55L58 247L59 244L55 245L56 246L55 249L51 248L52 247L51 244L47 245V241L48 240L56 242V240H57L56 234L54 233L52 235V234H50L47 231L45 232L44 230H42V231L39 230L38 231L39 226H41L40 222H39L40 224L38 223L39 224L38 226H35V225L31 224L32 227L35 226L34 228H32L31 225H30L31 230L34 229L33 232L34 231L37 232L36 233L37 235H35V234L32 235L33 244H36V247H35V249H33V251L31 253L25 252L24 254H21V256L18 257L16 260H14L12 264H39L38 261L41 260L42 258H45V257H41L40 254H38V253H41L43 255V252L44 253L48 252L46 254L47 256L50 254L49 258H50L51 261L49 260V262H47L45 264H112L109 256H107L106 254H101L100 252H105V253H108V254H111L112 252H114V254H117L119 251H121L123 254H125V256H124V258H123L121 263H119L117 261V262H115V264H142V263H144L146 261H149V260L155 261V259L159 255H162V257H159L160 260L156 261V264H257L258 263L255 260H253V257L251 256V254L246 255V253L248 251L252 250V247L250 245H251V243L254 242L253 239L252 240L248 239L249 238L248 237L247 240L245 241L246 237H244V239H243V237H240L241 235L239 234L240 235L239 236L238 233L237 234L236 233L231 234L232 242L230 243L229 246H227L228 248L231 247V248L234 249L236 241H239L238 242V243H240L239 244V248H238L239 251H237L236 249L234 250V251L237 252L236 253L237 255L235 257L231 256L230 255V251H226L227 250L226 249V250H223L220 253L219 260L214 261L213 263L209 262V260H208L209 263H204L205 260L203 262H202V260H200V258H201V256H200L201 253L200 252L204 251V249H205V248H203L204 246L202 247V244L199 243L198 240H197L198 241L197 242L196 240L193 241L192 237L188 238L189 236L192 235V233L194 231L193 224L195 225L196 220H197L196 218L198 217V219H201V217L199 218V215H196V214L194 215V214H191V212H189V211L180 210L178 208L177 209H169L164 214ZM235 217L237 219L238 217H240V215L238 217L237 216H235ZM229 218H231V217H229ZM229 218H227V219H229ZM20 219H18V221H20ZM232 220H233V218H232ZM236 221H238V220H236ZM231 222L226 220V223H224V224H221V223L219 224L218 223V225H220L222 227V228H220L221 230H224L223 226L225 227L226 225L230 224ZM230 225H229V227H231ZM16 226H18V225H16ZM217 229L219 230V228H217ZM215 232L217 233V231H215ZM245 236H247V235L245 234ZM248 236H249V234H248ZM76 237H77V235H76ZM85 238H88V237L85 236ZM175 238H179L180 240L188 238L186 240V243H189L190 246L192 245L193 247L189 248L187 246L188 248H185V249H187V250H185V255L182 254V256H181V253L179 254V252H180L179 249L180 248H177L178 246L174 242ZM71 239H74L73 235L65 236L63 244L68 243ZM207 240H208V242H210L208 244H210L209 246L211 248V246H212L211 242L212 241H211V239H207ZM167 241H169V242L173 241V244L171 246H167L165 244V242H167ZM21 242H23V243L22 244L20 243L18 245L19 250L22 249L23 248V244L27 242L26 238H23L21 240ZM144 246H148L150 248V251L152 252L150 255L146 256L145 254H142L141 248L144 247ZM39 250H40V252H37ZM51 251L53 253H51ZM207 252L208 251H205V254ZM233 253H235V252H233ZM202 254H203V252H202ZM207 254H210V252H208ZM153 255H156V257H154ZM38 256H40L41 259L37 260L39 258ZM161 260L163 261V263L160 262ZM40 264H42V263H40ZM258 264H260V263H258Z\"/></svg>",
  "mask_w": 264,
  "mask_h": 264
}]
</instances>
